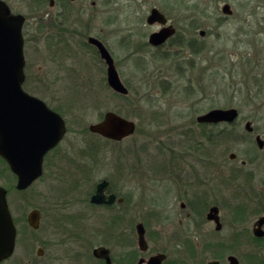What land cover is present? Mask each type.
Segmentation results:
<instances>
[{
  "label": "rangeland",
  "instance_id": "1",
  "mask_svg": "<svg viewBox=\"0 0 264 264\" xmlns=\"http://www.w3.org/2000/svg\"><path fill=\"white\" fill-rule=\"evenodd\" d=\"M4 1L26 17V61L47 82L23 87L51 101L67 131L48 154L43 175L25 190L16 188L15 175L0 160V185L7 189L16 226L14 251L0 264H92V248L98 245L109 248L120 264H132L134 222H146L149 238L166 248V241L181 233L180 202L186 192H210L206 201L221 202L229 221L228 209L245 205L251 225L264 206V146L255 141L256 134L264 141V0H74V10L86 8L81 18L88 35L99 37L112 54L128 100L108 86L107 66L86 43L87 33L69 40L67 48L80 51L68 62L50 60L52 38L36 24L46 12H55L48 0ZM226 3L231 14L222 11ZM151 7L177 28L175 47L143 46L157 29L145 22ZM54 77L57 82L50 86ZM232 107L239 113L234 124L237 118L213 126L196 121L210 109ZM109 110L134 120V133L121 141H98L88 125ZM205 134L216 135L213 144ZM90 141L101 147L95 162L86 155ZM203 149L217 163L212 182L201 187L195 176ZM223 166L233 168L230 182ZM103 178L129 198L125 205H89V194ZM33 209L42 211L37 229L27 221ZM202 227L213 230L214 224ZM230 232L231 223L213 235L227 239Z\"/></svg>",
  "mask_w": 264,
  "mask_h": 264
},
{
  "label": "water",
  "instance_id": "2",
  "mask_svg": "<svg viewBox=\"0 0 264 264\" xmlns=\"http://www.w3.org/2000/svg\"><path fill=\"white\" fill-rule=\"evenodd\" d=\"M223 13L231 14L229 4L222 7ZM24 17L13 14L4 0H0V157L16 176V188L27 189L43 174V159L45 154L56 147L66 134L63 117L49 109L44 101L31 95L22 87L24 80V54L22 24ZM147 23L166 22V17L156 7H153L147 18ZM174 29L163 28L149 36V42L159 45L169 37ZM89 42L96 45L100 56L106 63V80L108 86L115 92L127 94L128 89L121 81L115 68L113 57L105 45L96 38L90 37ZM238 117L236 108H213L197 116L198 122H227ZM250 126L246 122V128ZM91 133L106 139L120 141L130 136L136 129L135 121L115 111H106L103 117L88 125ZM258 148H263L264 141L256 137ZM234 157V154H230ZM110 188L108 179L103 178L90 197V202L97 205H111L115 201L121 202L114 193L106 194ZM7 189L0 185V262L11 256L15 247L16 226L10 212L7 199ZM217 208L210 210L209 217ZM40 212L33 209L27 217L28 224L37 229L39 227ZM139 245L145 247L144 229L137 224ZM95 257L109 260V249L103 246L93 248ZM163 254L153 256L148 264H160Z\"/></svg>",
  "mask_w": 264,
  "mask_h": 264
},
{
  "label": "flooded vegetation",
  "instance_id": "3",
  "mask_svg": "<svg viewBox=\"0 0 264 264\" xmlns=\"http://www.w3.org/2000/svg\"><path fill=\"white\" fill-rule=\"evenodd\" d=\"M73 1L74 0H48V6L52 9L55 8V12L52 13L46 12L44 14L45 16H41L36 20L37 28L40 29L41 27H44V33L49 34L52 38L51 50H48L50 54L49 57L50 60L57 62L58 58H60V61L62 63L68 62L70 56L73 55V53L75 54L76 52L80 51V50H70L69 47L67 48V45L69 44V40L71 39L72 41L74 36L84 37L85 33H87L86 43L93 48L94 54L97 57H99L106 66L105 60L101 58L96 45L90 43L89 38L90 37L96 38L99 41H101L104 45L105 43L97 36L88 35V24L84 21V19L81 18L86 8L82 5L80 9L78 8L74 10L72 8ZM152 8L153 7H151L150 10ZM160 12L163 13L162 11ZM11 13L13 12L11 11ZM75 13L78 15L74 16ZM13 14H18V13H13ZM22 16L24 17L22 24L23 54H24V46L27 39L23 31L29 27V23L26 17L24 15ZM164 16L166 17V22L163 24H161L160 22H154L150 24L147 23L145 19L147 25H153L157 27L156 30H153L148 33L146 41L143 42V46L144 47L146 46V49L152 48L154 50H167L170 49V47H175L176 42L179 41L176 40V37L178 36L177 28L172 23V21H170L167 18L165 14ZM45 17L48 18L47 21L43 20V18ZM163 28L174 29V31L161 44L159 45L151 44L149 42L150 34L153 32H157ZM35 31H37L36 28ZM87 44L84 43V45ZM105 47L107 48L106 45ZM81 49H85L84 46H82ZM24 60H25L23 67L24 80L22 83V87L27 84H32L37 86L47 84V82L43 79L44 77L41 76L42 77L41 79V77L37 75L36 70H33L32 67L29 68V64L26 61L25 54H24ZM37 67L38 69H41V64H38ZM54 82H57L56 77L52 79L50 78L48 84L50 86H53ZM36 97L44 101V103L49 109L59 113L57 109H55L54 106H52L51 101H48L46 98L40 96H36ZM197 116H196V121H197ZM62 117L65 121L66 129H67L66 120L64 116ZM237 120L238 118L231 124H234L235 122H237ZM197 123L202 126L214 125L213 123H209V122L197 121ZM247 130L249 133H252L254 131V128L249 126ZM258 135L259 134L255 135V141ZM215 136L216 135L209 134L206 135L205 138L207 139V141H209V144H213L212 142ZM53 149H50L44 156L43 173H44V165L47 156L50 152H52ZM234 157H236V155H234ZM229 158L231 159L233 157L230 156ZM196 161L198 168L196 171L195 178L197 185L202 187L212 182V176H211L212 174L210 173H212L213 168L214 166H216L217 162L215 159V155L213 153L212 154L205 153L204 149L203 151H199L198 156L196 157ZM243 165H245V161H242V167H244ZM223 167L225 168V174L227 175V178L228 179L231 178L232 180L234 176L233 168H226V166ZM215 171L216 169L213 171V173H215ZM237 172L238 170L236 171V173ZM231 180L229 179L228 181L230 182ZM97 183L94 185V189L89 194L88 197L90 206L110 208L112 207L113 204H119L123 206V204L125 205V203H127L129 198L114 192L111 182H110V188L107 191H105V193L106 194L114 193L117 198L121 197L123 198V200L121 202L115 201L111 205H105V204L97 205L91 203L90 197L95 192ZM207 193L210 194V192H198V193H194L195 195H189L186 192V196L184 197L185 200L180 202V208L182 211V218L180 219V225H182L181 233H176L173 235V238L171 240H167L166 242H169V245H167L166 248H159V244L157 243L158 242L160 243V240H154L153 238H149L146 222L139 220L135 221L134 219L135 222L133 224V228L131 229L132 237L135 238V246L131 254L132 264H148V261L151 257L160 254L164 255V258L162 259L160 264H264V206H262V208L260 209H257V211L260 212L254 216L255 218L253 217L254 219H252V222L250 223L251 225L248 224V220L246 218L247 217L246 215H248L249 213L247 212V208L245 207V205L240 206L235 210L228 209L229 210L228 213H230L232 216V218H230L229 221L228 218L226 217L224 218V215L221 214L223 204L221 202H217L216 200H212L210 202L206 201L208 196ZM213 207H216L217 211L213 212L211 217H209L210 210ZM39 212H40V217H39V224H40L42 211L39 210ZM255 213L256 212H254V214ZM245 218L247 220V224L246 226L245 225L243 226L242 221H244ZM138 223H141L144 229V239H145L144 248H141L139 245V233L137 229ZM211 223L214 224L213 230L205 229V227H202L203 225L211 224ZM230 223H231L232 232H230L227 239H219L214 237L213 234L222 232V230L226 225L229 224L230 226ZM98 246L105 247L104 245H98ZM37 253L42 254L43 253L42 248H38ZM92 256L95 258L92 264H120L119 262H117V260H115L112 257L110 249H109L110 263H107L105 258L95 257L93 254Z\"/></svg>",
  "mask_w": 264,
  "mask_h": 264
},
{
  "label": "trees",
  "instance_id": "4",
  "mask_svg": "<svg viewBox=\"0 0 264 264\" xmlns=\"http://www.w3.org/2000/svg\"><path fill=\"white\" fill-rule=\"evenodd\" d=\"M122 97H124L125 100H128L129 99V97L127 99V96H124V95H122ZM94 135H96V134H94ZM94 135L93 134H90L88 137L93 138L92 136H94ZM96 138H97L98 141L104 139V138H102L99 135L98 136L96 135ZM98 141H96V142L90 141L89 145H87V147H89V149H88L86 155L89 157V159H90V157H92L94 159V162L98 159L97 157L99 156L100 148H101V147H99L100 143ZM0 160L3 161L6 164V162L1 157H0ZM7 167H8V165H7ZM83 173H84V170H83ZM262 199H264V198H262ZM262 199H259V200L260 201H263ZM116 217H114V218H116Z\"/></svg>",
  "mask_w": 264,
  "mask_h": 264
}]
</instances>
